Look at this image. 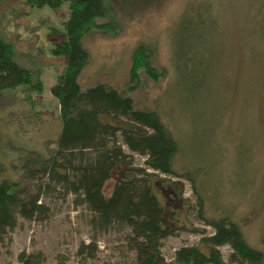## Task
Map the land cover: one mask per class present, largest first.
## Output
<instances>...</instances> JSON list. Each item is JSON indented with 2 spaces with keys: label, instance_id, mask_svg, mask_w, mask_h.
I'll list each match as a JSON object with an SVG mask.
<instances>
[{
  "label": "rangeland",
  "instance_id": "374dc122",
  "mask_svg": "<svg viewBox=\"0 0 264 264\" xmlns=\"http://www.w3.org/2000/svg\"><path fill=\"white\" fill-rule=\"evenodd\" d=\"M70 1L54 8L0 0V37L15 47L18 63L43 83L40 91L21 85L0 93V183L8 180L26 193L38 190L26 162L48 158L62 128L60 102L51 89L66 60L51 49L65 38ZM112 2L115 15L107 18L116 20V27L92 29L84 36L89 61L79 82L86 90L104 81L131 96L137 108L159 111L179 143L177 174L155 172L151 178L165 214L175 215L170 222L175 234L162 241L165 258L173 261L184 245L209 249L202 237L214 228L200 215L194 180L204 197L205 216L231 217L248 243L264 252V37L259 28L264 0ZM140 44L149 47L152 63L166 72L159 80L143 72L135 86L130 67ZM144 160L135 153L132 166H145ZM119 176L114 170L107 195ZM42 194L48 217L18 215L17 226L0 243V264H19L23 250L42 252L44 264L134 263L124 231L96 236L89 210L74 195L60 187H44ZM94 236L97 249L81 251ZM221 251L228 261L230 246Z\"/></svg>",
  "mask_w": 264,
  "mask_h": 264
},
{
  "label": "trees",
  "instance_id": "16d2710c",
  "mask_svg": "<svg viewBox=\"0 0 264 264\" xmlns=\"http://www.w3.org/2000/svg\"><path fill=\"white\" fill-rule=\"evenodd\" d=\"M29 1L38 7L55 8L62 0ZM70 11L64 23L65 38L51 49L53 55L64 56L66 60L64 71L51 89L60 102L61 132L48 158H36L25 164L29 176L38 181L36 192L26 193L8 180L0 183V243L17 226L18 215L46 219L50 209L42 200V188L60 187L66 194L74 195L78 204L86 205L96 236L110 231L126 233L127 244L135 254L133 264H264V252L248 243L231 217L205 216L204 197L194 179L200 215L214 228L202 237L209 249L205 252L196 245H184L176 251L173 261L165 258L162 241L175 234L170 223L175 215L165 214L151 178L155 172L177 174L174 158L179 143L159 111L137 108L134 99L115 86L99 81L82 89L79 76L89 61L83 38L92 29L114 30L116 20L107 17L115 12L112 0H71ZM259 28L264 37V12ZM151 57L152 52L145 44L134 49L130 81L135 86L143 72L155 80L164 76L166 70L158 69ZM21 85L38 91L43 88L41 79L18 63L15 47L0 37V93ZM104 116L123 124L105 120ZM135 153L144 156L145 166H132ZM114 170H119L120 176L107 195L105 186ZM180 228L185 229V224ZM96 236L90 243H83L80 250H96ZM224 245L231 248L228 261L221 251ZM18 262L44 264V257L40 251L23 250Z\"/></svg>",
  "mask_w": 264,
  "mask_h": 264
}]
</instances>
